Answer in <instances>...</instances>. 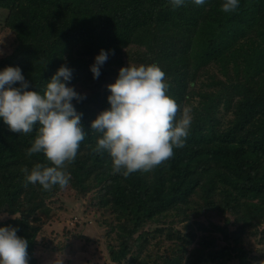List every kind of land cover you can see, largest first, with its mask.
<instances>
[{
    "label": "trees",
    "instance_id": "16d2710c",
    "mask_svg": "<svg viewBox=\"0 0 264 264\" xmlns=\"http://www.w3.org/2000/svg\"><path fill=\"white\" fill-rule=\"evenodd\" d=\"M222 3L0 0L14 38L0 53V71L19 67L28 90L43 94L66 65L68 86L86 95L72 101L86 136L64 189L25 187L22 169L46 162L26 155L38 125L18 134L0 118V227L28 241V264H39L40 235L63 196L88 204L96 223L109 226L103 264H253L246 236L264 243V0H239L233 13ZM102 49L108 59L94 79L90 66ZM128 64L158 65L167 95L191 110L192 124L170 160L125 178L107 153L93 152L102 134L91 122L110 108L107 85Z\"/></svg>",
    "mask_w": 264,
    "mask_h": 264
},
{
    "label": "clouds",
    "instance_id": "9594fccd",
    "mask_svg": "<svg viewBox=\"0 0 264 264\" xmlns=\"http://www.w3.org/2000/svg\"><path fill=\"white\" fill-rule=\"evenodd\" d=\"M168 2L175 9L185 5L186 0ZM193 3L203 5L205 0ZM238 8L239 0H223L221 5L225 13ZM107 59L108 52L102 49L90 66L94 79L101 75V66ZM72 78V69L62 65L41 94L28 90L30 82L19 67L8 66L0 71V118L11 132L18 134H31L38 125L26 155L43 154L46 161L36 163L30 172L22 169L25 187L38 184L44 191H51L69 184L71 175L66 167L74 162L86 136L83 113L77 112L72 103L81 102L86 95L68 86ZM17 82L20 86L13 87ZM169 87L165 72L156 64H128L119 70L115 83L107 85L110 108L91 122V130L102 134L93 152L108 154L114 174L127 178L138 171H151L170 160L174 148L185 146L192 124L191 110L181 109L167 95ZM17 231L11 226L0 227V264H28V241L19 237Z\"/></svg>",
    "mask_w": 264,
    "mask_h": 264
},
{
    "label": "rangeland",
    "instance_id": "374dc122",
    "mask_svg": "<svg viewBox=\"0 0 264 264\" xmlns=\"http://www.w3.org/2000/svg\"><path fill=\"white\" fill-rule=\"evenodd\" d=\"M5 21L6 12L0 10V53L7 47L11 49L10 40L14 39H11L13 33L7 28ZM62 198V203L51 204L55 216L40 235L41 243L36 251L40 256L39 264L108 263L105 232L109 226L96 223L93 210L88 204L82 207L80 202L73 201L69 196ZM4 219L5 215L0 212V220ZM196 233L198 236L205 234L201 230H196ZM246 237L248 258L253 264H264V243L256 236ZM46 240H50L49 243L52 244L49 245Z\"/></svg>",
    "mask_w": 264,
    "mask_h": 264
},
{
    "label": "water",
    "instance_id": "95a60500",
    "mask_svg": "<svg viewBox=\"0 0 264 264\" xmlns=\"http://www.w3.org/2000/svg\"><path fill=\"white\" fill-rule=\"evenodd\" d=\"M7 207V206H6Z\"/></svg>",
    "mask_w": 264,
    "mask_h": 264
}]
</instances>
